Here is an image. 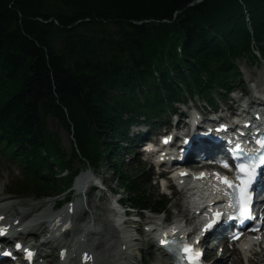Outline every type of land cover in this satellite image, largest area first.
I'll use <instances>...</instances> for the list:
<instances>
[{
    "label": "trees",
    "instance_id": "1",
    "mask_svg": "<svg viewBox=\"0 0 264 264\" xmlns=\"http://www.w3.org/2000/svg\"><path fill=\"white\" fill-rule=\"evenodd\" d=\"M263 40L264 0H0V155L21 167L25 191L58 196L65 158L43 118L53 110L80 163L105 164L145 210L142 170L123 161L129 127L228 91Z\"/></svg>",
    "mask_w": 264,
    "mask_h": 264
},
{
    "label": "rangeland",
    "instance_id": "2",
    "mask_svg": "<svg viewBox=\"0 0 264 264\" xmlns=\"http://www.w3.org/2000/svg\"><path fill=\"white\" fill-rule=\"evenodd\" d=\"M263 47L264 48V41L262 42ZM261 45V46H262ZM258 48H253V51L255 53L253 54H247L245 57H242L240 59V65L242 67V70L244 72L245 78L243 79V81L245 82V84L242 85H238V83L234 86V89L232 91V94H230L229 96V100H232L233 97H238L240 96L241 92L244 93H255L257 94L259 92V90L261 88L264 87V57L261 56L260 52L257 50ZM251 80L252 82H248V80ZM252 90V91H251ZM216 101L218 104H216V108L222 107V102L220 100H218L216 98ZM189 106H191V110L188 111L186 109L185 106H183L182 104H178V109H179V113H184V112H189V114H194L195 112L197 113H204L207 114L209 113V111H211V109H207L206 112H203L202 109L200 108L201 105L198 101H195L194 103L188 102ZM191 103V104H190ZM194 106H197V108H195ZM67 114V112L65 113ZM43 118L46 124V129L47 132L49 134V136L51 137L50 139L53 141V143L55 144V146H57L58 148V154L56 155V157L60 156V152L61 155L63 156V159L65 158V169H54L57 173H59L58 178L60 181V177H65L60 183H59V187H61L59 189L60 193L58 194V196H56L55 198H44V199H36L34 200V197H19V198H13L11 195L8 196L4 193H1L0 198L4 199V201H8L12 204V206L14 207V210H20V209H25V208H30L34 205H44L43 209H49L51 210L52 206H56L57 204L61 205V201L63 200L64 197H70L73 196V201H77L79 198L75 197L73 194V189L75 186L74 184V180L75 177L78 176V174H80L81 172V168L83 167H88L89 164L86 163H80V161L78 160V158L76 156H74V149L76 148L75 146V140L73 137V133L74 130L72 128H67L63 122L61 121V119L57 116V114L55 113V111L50 110V111H46L43 113ZM178 119V117H177ZM176 119V120H177ZM175 118H171V124L172 122L175 124L176 120ZM183 122L182 120H180V123ZM156 132L162 131L161 128H159L158 130H155ZM133 132L135 134H138V132L140 134H143V130H139L137 127L135 130H133ZM134 159L136 161H140V165L145 166L146 167V171H147V175L146 176H152V178L154 180H156V174L159 171L156 167H153L151 165V163H147L145 162V157L144 155L140 154L138 152V150L136 151V155L134 156ZM98 163L96 164V166L92 165V168H87L91 170V173L94 174V176L96 178H99L101 180L104 181V185L106 186V188H104V190H93L90 189V191L88 192V194H85L86 190L84 191V193L82 194V196L80 197L81 200V204L79 203L78 205L75 206V209L80 211V214H76V216L78 215H83L84 211H87L88 213L94 212L96 211V209H104L106 207L110 206V202L109 199L112 198V196L110 195V189H115V192L117 193V195L114 197L115 199L117 198H122L123 199V204L124 207L127 209L128 205H130V203L128 202V194L125 193L121 188H119V184L117 182V178L116 176L110 171L109 167H107L105 164L97 161ZM125 167L131 168L133 167V165H129L127 163H125ZM69 170H68V169ZM78 170V171H77ZM74 174V172H76ZM69 176H71V184L69 186H66V183H69ZM67 177V178H66ZM11 178H17V167L14 165H9L7 166L6 169L0 170V190L3 189L5 187V183L7 181V179H11ZM148 186V193L153 194L155 197H157L160 201L163 199H171L170 200V204H169V209H170V213L172 214L171 218L172 219H178L181 217H186L187 216V209L185 207V199L183 197L182 194H180L177 190L176 193L173 195L172 198H170V192L165 189L163 187V183H153V185H147ZM58 192V191H57ZM75 193V192H74ZM72 201V200H71ZM126 203V204H125ZM41 204V205H39ZM66 207V206H65ZM171 208L173 210H171ZM129 210V209H127ZM52 211V210H51ZM130 211V210H129ZM137 210L133 209L130 214V217L132 218L133 222L131 221V223H135L134 226L136 227V225L140 226L138 224V222L140 220H145V219H150L155 215H151L149 213H137ZM98 213V211H96ZM86 221L89 220L88 215L84 214V217L82 218ZM158 221H162V216L158 217L157 219ZM97 222V221H96ZM82 221L78 220L76 222H72V226L76 227L77 229L74 232H71L70 230V235L69 233L66 236H62L60 238L61 242L64 241H69L70 238L72 239V237L77 235L78 229L81 226ZM132 225V224H130ZM128 228L130 229V231L132 232V234H136V238H138V235L141 237V232L138 233L137 228ZM195 226V223L194 225ZM99 227V226H98ZM126 229V227H124ZM116 229V228H115ZM136 229V231H135ZM117 230V229H116ZM121 235V234H118ZM107 239L110 237H106ZM145 238H147V236H145ZM27 240L29 244H32L33 242H35L36 240L32 239L31 235L27 236ZM58 242H54L49 244L48 246H45L44 249L47 252H50V254L47 255L46 260L47 259H51L53 260V262L51 264H56L57 263V255H58V249L59 247H55L56 244ZM148 245V244H145ZM135 247L137 248V251L135 250L133 252V250L130 248V250L132 251V256L130 258H126L125 260H128V262H130V264H146L144 262V260H142V258L140 257V250L141 249V243L139 240L136 239L135 241ZM154 246H150L149 250L152 251L154 250L153 248ZM211 254V252H210ZM151 262L149 264H158V256H155V253H153L151 255ZM259 258L256 257L255 259ZM263 259V258H262ZM230 261L233 262V264H245L246 261V256L245 255H241V254H232L230 256ZM260 261V260H259ZM50 264V263H49ZM260 264H264V260L260 261Z\"/></svg>",
    "mask_w": 264,
    "mask_h": 264
},
{
    "label": "bare ground",
    "instance_id": "3",
    "mask_svg": "<svg viewBox=\"0 0 264 264\" xmlns=\"http://www.w3.org/2000/svg\"><path fill=\"white\" fill-rule=\"evenodd\" d=\"M252 47L256 48L257 45L254 43L252 44ZM90 177L91 176L88 171L82 172V174L79 176L77 180V188L82 189L85 186H89L90 183L92 182ZM0 202H3L2 204H4V206L0 207V218L2 219V223H0V225L2 224L6 225L8 223L12 224L15 223V221H18L19 224L18 226H16L17 231L14 234L16 235L19 233H23L24 231H27L28 233H34L35 237L44 234L43 239L41 241L42 246H45L50 242H52L53 237L55 235L52 231L50 233H46V230L50 225L48 224L47 219L52 220L50 225L51 227L52 224L54 225L55 223L59 222L63 218L65 213H69V211H65V212L59 211L53 214L51 210L54 208V206H52L51 210H49V209H43L44 205L41 204H39L41 206L34 205L29 209L20 211V210H14L12 204L8 201H4V199H1ZM96 211H98V213ZM96 211L91 213L84 211V214L85 215L87 214L89 217V222L97 221V223L95 222L93 224H89L88 227H86L85 229L86 231H84V233H86L87 239L82 243L83 250H80L78 252V256H76V254L75 255L73 254V258L71 259V261L73 260L76 262V264H80L81 259L78 261L77 258L83 257L86 260L95 259V262L97 264H124L123 262H121V259L126 257L130 258L132 256V251L130 250V248L133 250V252L135 250L137 251V248L135 247L136 234L133 235L130 229H128V228H133L135 223H131V222H128L127 224H125V222L119 223V227L116 230L115 227L112 225L114 223H113V219H111L108 207L99 210L96 209ZM70 214L73 222H76L78 220H81L82 222L85 221L84 219H82L84 217V214L78 216H75L74 212ZM139 225L140 226L138 225H136V227L134 226V228H138L139 230L138 233L141 232L140 234L142 237L144 234L142 230L143 222L139 223ZM96 226H99L100 228L99 233H98L99 229ZM124 227H126V229ZM76 229L77 228L73 226L69 230H71V232H74ZM68 231H66L64 228L63 234H65ZM82 231L83 230L81 229V227H79L78 232L81 233ZM117 233L126 236V240L128 242V245L124 249L123 253H120L119 255L115 252H112V250L118 251L122 248L121 247L122 245H126V244L120 241V238L116 236ZM107 236L110 238L107 239L106 238ZM26 239L27 238H25V243H28ZM65 246L66 245L64 243L62 248H64ZM68 247H70L71 249L72 245H68ZM30 249L33 250V247H31ZM83 253H87V254L84 256ZM121 254H123V258ZM165 255L166 253L162 252V256L165 257ZM254 263L259 264L260 261L257 259L254 261ZM161 264H173V263L171 261H168L167 258L163 259L161 257Z\"/></svg>",
    "mask_w": 264,
    "mask_h": 264
},
{
    "label": "snow or ice",
    "instance_id": "4",
    "mask_svg": "<svg viewBox=\"0 0 264 264\" xmlns=\"http://www.w3.org/2000/svg\"><path fill=\"white\" fill-rule=\"evenodd\" d=\"M165 142H167V137L165 138ZM257 144L260 145L262 149H264V138L258 139ZM235 147L237 150H241L240 144H237ZM258 159L260 164H264V153H262ZM256 166H257V158L255 157H250L249 161L239 165L238 179L242 181V184L240 185V193H241L240 211L241 214L246 217L250 215V211H249V205L251 201L250 185H251V181L254 179L255 176ZM239 173H243L244 175H240ZM223 182L225 184H228L230 187H233L231 181H229L226 177L223 179ZM207 227H211V224L207 225L206 228ZM16 246L21 247L19 243ZM26 251L28 252L29 255H31L30 250H26ZM184 251L188 253L190 251V246L185 245Z\"/></svg>",
    "mask_w": 264,
    "mask_h": 264
}]
</instances>
